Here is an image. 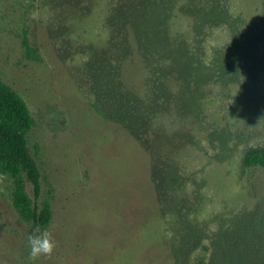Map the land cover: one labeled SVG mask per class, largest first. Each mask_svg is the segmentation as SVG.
<instances>
[{"label":"rangeland","instance_id":"obj_1","mask_svg":"<svg viewBox=\"0 0 264 264\" xmlns=\"http://www.w3.org/2000/svg\"><path fill=\"white\" fill-rule=\"evenodd\" d=\"M0 80L53 191L0 264H264V0H0Z\"/></svg>","mask_w":264,"mask_h":264},{"label":"trees","instance_id":"obj_2","mask_svg":"<svg viewBox=\"0 0 264 264\" xmlns=\"http://www.w3.org/2000/svg\"><path fill=\"white\" fill-rule=\"evenodd\" d=\"M25 45L31 51L28 40ZM34 125L25 101L0 80V174L12 181V203L21 220L44 235L53 219V191H49V198L40 202L42 174L28 146V135ZM243 167L264 169V146L248 149L243 157Z\"/></svg>","mask_w":264,"mask_h":264}]
</instances>
